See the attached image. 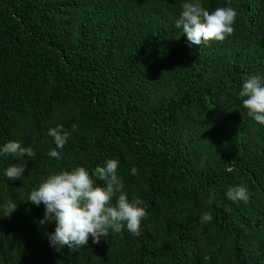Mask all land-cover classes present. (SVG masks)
<instances>
[{
    "label": "trees",
    "instance_id": "trees-1",
    "mask_svg": "<svg viewBox=\"0 0 264 264\" xmlns=\"http://www.w3.org/2000/svg\"><path fill=\"white\" fill-rule=\"evenodd\" d=\"M182 2L0 0V145L35 150L14 181L2 170L21 161L0 157V201L18 203L0 213V264H264V125L239 97L245 78L264 76V0H202L238 15L199 49L174 25ZM56 124L71 132L60 159L47 155ZM109 157L146 208L141 234L57 251L30 191ZM238 184L247 202L226 196Z\"/></svg>",
    "mask_w": 264,
    "mask_h": 264
},
{
    "label": "clouds",
    "instance_id": "clouds-1",
    "mask_svg": "<svg viewBox=\"0 0 264 264\" xmlns=\"http://www.w3.org/2000/svg\"><path fill=\"white\" fill-rule=\"evenodd\" d=\"M237 15V10L231 6L208 11L202 0H183L174 25L186 35L190 46L199 49L209 41H222L230 36ZM239 97L247 116L264 125V76L250 75L245 78ZM72 128L75 130V125ZM47 136L55 145L47 155L60 159L71 132L63 124H56L47 130ZM25 154L27 158L34 157L35 150L32 146H24L20 140H9L0 145V157L12 156L21 161L4 168L3 177L10 181L23 177L28 161ZM119 163L118 159L109 157L93 169L81 165L52 172L30 191L27 201L37 206L42 203L45 207L39 224L55 223L54 232L48 233L50 246L57 251L65 246L76 251L88 245L89 237L93 243H99L110 233H120L124 229L134 236L141 234L146 208L138 197L129 199L124 179L118 174ZM130 174H138L135 165L131 167ZM97 180L103 183H97ZM226 196L234 202H247L250 192L246 185L238 184L230 186ZM17 207L18 203L12 199L0 201V213L4 216H9ZM212 219V213L205 211L199 222L207 224Z\"/></svg>",
    "mask_w": 264,
    "mask_h": 264
}]
</instances>
